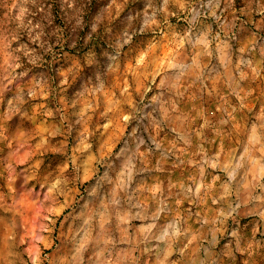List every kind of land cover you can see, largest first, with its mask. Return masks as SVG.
Segmentation results:
<instances>
[{
  "label": "rangeland",
  "instance_id": "rangeland-1",
  "mask_svg": "<svg viewBox=\"0 0 264 264\" xmlns=\"http://www.w3.org/2000/svg\"><path fill=\"white\" fill-rule=\"evenodd\" d=\"M0 264H264V0H0Z\"/></svg>",
  "mask_w": 264,
  "mask_h": 264
}]
</instances>
